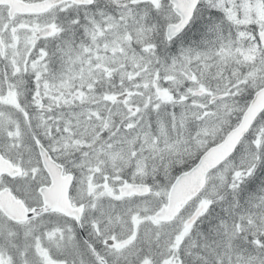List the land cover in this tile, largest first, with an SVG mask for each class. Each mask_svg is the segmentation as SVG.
Wrapping results in <instances>:
<instances>
[{
	"label": "snow or ice",
	"instance_id": "6c2138e0",
	"mask_svg": "<svg viewBox=\"0 0 264 264\" xmlns=\"http://www.w3.org/2000/svg\"><path fill=\"white\" fill-rule=\"evenodd\" d=\"M0 264H264V0H0Z\"/></svg>",
	"mask_w": 264,
	"mask_h": 264
}]
</instances>
